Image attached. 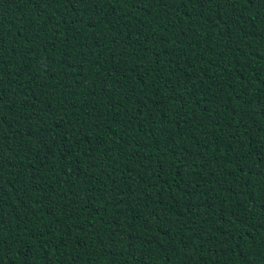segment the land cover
Masks as SVG:
<instances>
[{"label": "trees", "instance_id": "16d2710c", "mask_svg": "<svg viewBox=\"0 0 264 264\" xmlns=\"http://www.w3.org/2000/svg\"><path fill=\"white\" fill-rule=\"evenodd\" d=\"M0 264H264V0H0Z\"/></svg>", "mask_w": 264, "mask_h": 264}]
</instances>
